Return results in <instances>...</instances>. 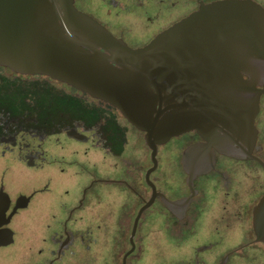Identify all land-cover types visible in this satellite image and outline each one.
<instances>
[{
    "label": "flooded vegetation",
    "instance_id": "flooded-vegetation-1",
    "mask_svg": "<svg viewBox=\"0 0 264 264\" xmlns=\"http://www.w3.org/2000/svg\"><path fill=\"white\" fill-rule=\"evenodd\" d=\"M224 1L246 3L236 38L263 76L253 145L221 151L194 129L158 146L155 165L117 107L0 65V264H264V0L74 5L140 49Z\"/></svg>",
    "mask_w": 264,
    "mask_h": 264
},
{
    "label": "water",
    "instance_id": "water-1",
    "mask_svg": "<svg viewBox=\"0 0 264 264\" xmlns=\"http://www.w3.org/2000/svg\"><path fill=\"white\" fill-rule=\"evenodd\" d=\"M74 3L0 0V65L48 76L117 107L145 133L155 165L158 146L194 129L221 151L253 145L263 76L247 72L258 62L244 58L236 38L246 3H215L140 49L115 38Z\"/></svg>",
    "mask_w": 264,
    "mask_h": 264
},
{
    "label": "rangeland",
    "instance_id": "rangeland-1",
    "mask_svg": "<svg viewBox=\"0 0 264 264\" xmlns=\"http://www.w3.org/2000/svg\"><path fill=\"white\" fill-rule=\"evenodd\" d=\"M163 159H165V158H163ZM162 162H163V163H166L165 160H163ZM171 165H172V162H171V163L169 162V169H170V166H171Z\"/></svg>",
    "mask_w": 264,
    "mask_h": 264
}]
</instances>
